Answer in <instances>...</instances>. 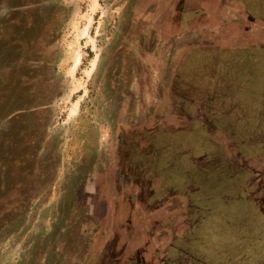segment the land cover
<instances>
[{
    "label": "rangeland",
    "instance_id": "obj_1",
    "mask_svg": "<svg viewBox=\"0 0 264 264\" xmlns=\"http://www.w3.org/2000/svg\"><path fill=\"white\" fill-rule=\"evenodd\" d=\"M172 1L0 0V264H264V23Z\"/></svg>",
    "mask_w": 264,
    "mask_h": 264
},
{
    "label": "crops",
    "instance_id": "obj_2",
    "mask_svg": "<svg viewBox=\"0 0 264 264\" xmlns=\"http://www.w3.org/2000/svg\"><path fill=\"white\" fill-rule=\"evenodd\" d=\"M193 1L197 3L198 10L199 8L215 9L212 15L214 16L212 18V22H214L213 25L219 26L218 27L219 35L222 34L221 28L223 26H228L233 24L254 25V23L258 25L264 23V18H255V17L252 18V16L247 14V12L243 14L242 12L244 11V9L243 8L241 9L239 4L237 5V0H193ZM208 15H210V13ZM221 15H223L225 19ZM247 19H250L251 23H249Z\"/></svg>",
    "mask_w": 264,
    "mask_h": 264
},
{
    "label": "flooded vegetation",
    "instance_id": "obj_3",
    "mask_svg": "<svg viewBox=\"0 0 264 264\" xmlns=\"http://www.w3.org/2000/svg\"><path fill=\"white\" fill-rule=\"evenodd\" d=\"M185 1H187V0H174V1H172L173 3H172V7H175V5L176 6H183L184 4H185ZM186 12H180V17H179V23H180V25H183L185 22H187L188 20V18H186ZM100 185H103V184H100ZM106 186H107V184H105L104 183V189L106 188Z\"/></svg>",
    "mask_w": 264,
    "mask_h": 264
}]
</instances>
